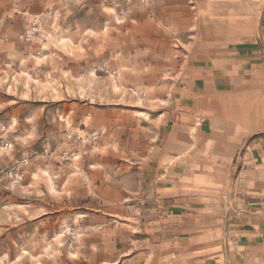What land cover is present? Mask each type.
<instances>
[{
  "label": "crops",
  "instance_id": "obj_1",
  "mask_svg": "<svg viewBox=\"0 0 264 264\" xmlns=\"http://www.w3.org/2000/svg\"><path fill=\"white\" fill-rule=\"evenodd\" d=\"M32 1L0 0V60L29 53L15 38ZM170 3V62L136 76L149 111L112 120L124 162L86 182L83 250L92 264H264V0Z\"/></svg>",
  "mask_w": 264,
  "mask_h": 264
},
{
  "label": "rangeland",
  "instance_id": "obj_2",
  "mask_svg": "<svg viewBox=\"0 0 264 264\" xmlns=\"http://www.w3.org/2000/svg\"><path fill=\"white\" fill-rule=\"evenodd\" d=\"M170 2L32 1L15 38L29 53L0 60V264H92L86 182L94 165L124 162L112 120L118 132L149 111L136 76L170 62Z\"/></svg>",
  "mask_w": 264,
  "mask_h": 264
},
{
  "label": "built area",
  "instance_id": "obj_3",
  "mask_svg": "<svg viewBox=\"0 0 264 264\" xmlns=\"http://www.w3.org/2000/svg\"><path fill=\"white\" fill-rule=\"evenodd\" d=\"M34 21L37 22L38 21V18H34ZM28 34H29V32H26L24 35L19 36V39L20 40H26L27 41L28 40V37H27Z\"/></svg>",
  "mask_w": 264,
  "mask_h": 264
}]
</instances>
